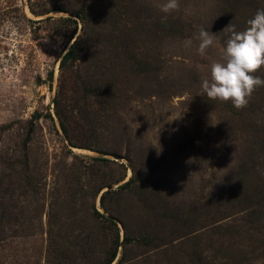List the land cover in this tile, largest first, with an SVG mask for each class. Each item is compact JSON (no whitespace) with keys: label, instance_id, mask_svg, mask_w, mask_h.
<instances>
[{"label":"rangeland","instance_id":"obj_1","mask_svg":"<svg viewBox=\"0 0 264 264\" xmlns=\"http://www.w3.org/2000/svg\"><path fill=\"white\" fill-rule=\"evenodd\" d=\"M165 2L0 0V264H264V86L202 88L264 0Z\"/></svg>","mask_w":264,"mask_h":264},{"label":"clouds","instance_id":"obj_2","mask_svg":"<svg viewBox=\"0 0 264 264\" xmlns=\"http://www.w3.org/2000/svg\"><path fill=\"white\" fill-rule=\"evenodd\" d=\"M179 6V0H166L161 10L170 13ZM248 25L244 31H235V26H228L232 34L222 58L211 63L210 79H205L202 83V88L210 99L231 101L237 108L248 103V98L257 86H264V77L255 75L264 67V9L258 10L255 17L248 21ZM198 39V51L204 55L205 50L213 45L214 37L201 27Z\"/></svg>","mask_w":264,"mask_h":264},{"label":"trees","instance_id":"obj_3","mask_svg":"<svg viewBox=\"0 0 264 264\" xmlns=\"http://www.w3.org/2000/svg\"><path fill=\"white\" fill-rule=\"evenodd\" d=\"M78 44L79 41L76 40L72 43L70 49L65 53L63 59H62V64H65L67 62L68 59H71L75 54H77L78 52ZM57 114L60 118L61 121V125L64 128L65 132L67 133V136H69V139L71 141V144L73 146H81V147H86L84 145H79L78 142L73 141L72 140V136L70 135V128H69V123L67 121L68 118H66L68 116V114L64 111H61L60 109H57ZM103 187L98 186V188H96V191L94 192L93 196L94 197H98V195L100 194V192L102 191ZM104 197L105 194H102V198L101 201L103 203L104 201ZM104 205V204H103ZM93 211L99 216L102 217V223H103V227L106 223L108 222H112L113 224H115V221L113 218L107 217L105 214L101 213L100 211H98L96 204L94 202L93 207H92ZM52 220V216H49V222L51 223ZM51 225H53V222L51 223ZM106 226V225H105ZM116 226V224H115ZM51 238L50 242H49V261H53V264H92L91 261H84L83 259H79L77 257H70L67 254L65 255H61V256H57L56 255V249H54V241L52 239V236L49 237V239ZM114 247H110L109 251L107 252L106 250L104 251V253L107 252L108 257L104 260V261H100L98 259H95V261H93L94 264H111L113 262V260H115V258L118 255V251H119V246H118V236L116 239V242H114ZM56 248V247H55ZM105 249V247H104ZM98 262H97V261Z\"/></svg>","mask_w":264,"mask_h":264}]
</instances>
